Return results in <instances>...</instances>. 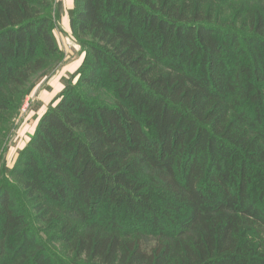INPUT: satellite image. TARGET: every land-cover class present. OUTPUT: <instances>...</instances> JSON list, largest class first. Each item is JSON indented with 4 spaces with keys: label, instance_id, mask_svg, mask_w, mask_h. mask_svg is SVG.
I'll list each match as a JSON object with an SVG mask.
<instances>
[{
    "label": "trees",
    "instance_id": "1",
    "mask_svg": "<svg viewBox=\"0 0 264 264\" xmlns=\"http://www.w3.org/2000/svg\"><path fill=\"white\" fill-rule=\"evenodd\" d=\"M52 5L0 0V137L64 58ZM67 15L82 61L1 166L0 264H51L44 241L61 264H264V0Z\"/></svg>",
    "mask_w": 264,
    "mask_h": 264
},
{
    "label": "rangeland",
    "instance_id": "2",
    "mask_svg": "<svg viewBox=\"0 0 264 264\" xmlns=\"http://www.w3.org/2000/svg\"><path fill=\"white\" fill-rule=\"evenodd\" d=\"M57 2L61 3L59 16L54 15ZM52 8V30L58 44L64 52V58L58 63V68L53 69L49 76H46L40 83L33 86L20 104L11 118L9 129L3 137H0V169L2 166L11 168L16 163L19 151L25 147L30 137L34 133L39 117L47 107L53 106L55 96L64 88L65 83H71V74L74 71L71 67H76L82 61L83 55L80 53L78 45L70 33L68 15L63 9L62 0H53ZM68 38L72 43H68ZM74 44L78 45L75 47ZM49 70L51 69V65ZM51 66V67H50ZM60 76L58 83L54 80ZM48 77V78H47ZM75 79H73V82ZM60 89V90H59ZM59 90V91H58ZM264 91V89H263ZM97 94V95H96ZM95 100L112 104V95L105 87L96 90L94 94L89 95ZM7 117H10L7 115ZM10 181L11 178L7 177ZM41 226L40 237L50 238L52 230ZM66 246L58 241H44V252L48 255L51 264H61L67 256H70ZM67 252V253H66ZM67 260V259H66Z\"/></svg>",
    "mask_w": 264,
    "mask_h": 264
},
{
    "label": "crops",
    "instance_id": "3",
    "mask_svg": "<svg viewBox=\"0 0 264 264\" xmlns=\"http://www.w3.org/2000/svg\"><path fill=\"white\" fill-rule=\"evenodd\" d=\"M62 5H63V9H64L65 12L67 13V10H68L69 8H71L72 5H73V0H62ZM79 64H80V63H78V64L76 65V67H74V68L71 67V68L75 70V69L78 67ZM59 78H60V76H58V78H56L54 81L58 83ZM59 90H60V89H59ZM59 90H58V91H59Z\"/></svg>",
    "mask_w": 264,
    "mask_h": 264
},
{
    "label": "water",
    "instance_id": "4",
    "mask_svg": "<svg viewBox=\"0 0 264 264\" xmlns=\"http://www.w3.org/2000/svg\"><path fill=\"white\" fill-rule=\"evenodd\" d=\"M66 39H67V42H68V43H72L68 38H66ZM74 46H75V47H78V45H76V44H74Z\"/></svg>",
    "mask_w": 264,
    "mask_h": 264
}]
</instances>
